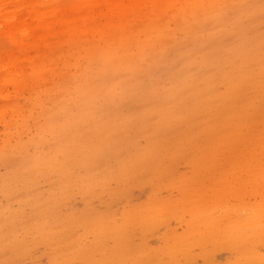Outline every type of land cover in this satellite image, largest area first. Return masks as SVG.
Masks as SVG:
<instances>
[{
    "label": "rangeland",
    "instance_id": "1",
    "mask_svg": "<svg viewBox=\"0 0 264 264\" xmlns=\"http://www.w3.org/2000/svg\"><path fill=\"white\" fill-rule=\"evenodd\" d=\"M29 1L0 0V264H264V0L143 5L93 55L109 1Z\"/></svg>",
    "mask_w": 264,
    "mask_h": 264
},
{
    "label": "bare ground",
    "instance_id": "2",
    "mask_svg": "<svg viewBox=\"0 0 264 264\" xmlns=\"http://www.w3.org/2000/svg\"><path fill=\"white\" fill-rule=\"evenodd\" d=\"M38 0H31L28 2L31 11L36 12H47L51 16L52 24L56 23V21H64L68 19L70 16V12L72 10L76 11L77 15L80 16L82 20L93 19L95 14H103L102 6L104 4H99L100 0H50L52 3H44L46 5L43 6V11H38V6H36ZM101 1H109V3L113 6L114 10H117L116 14L118 19H107V25H116L117 31L114 30L111 34H105L106 39L101 40L102 44H90L91 47L86 48L82 55H93L98 52H111L117 46H127L128 44V36L132 33L133 28L127 25V21L125 18L127 17V12L130 10L135 13L136 8H141L143 5H151L154 6L156 2L161 3L159 0H101ZM173 1V0H169ZM2 7L0 6V13L2 11ZM4 9V8H3ZM16 9H18L16 7ZM71 10V11H69ZM129 10V11H128ZM69 11V12H68ZM73 13V12H72ZM91 16V17H89ZM125 17V18H124ZM153 23V22H152ZM96 24V23H95ZM151 24V23H149ZM63 29V28H62ZM118 42V44H116ZM90 49H94V52L89 51ZM253 211V210H250ZM248 212V211H247ZM257 215V214H256ZM236 216V215H235Z\"/></svg>",
    "mask_w": 264,
    "mask_h": 264
}]
</instances>
